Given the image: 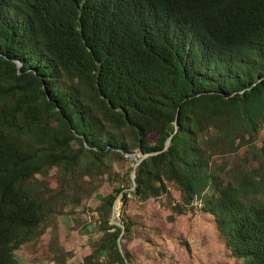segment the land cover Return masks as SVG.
Masks as SVG:
<instances>
[{
    "label": "trees",
    "instance_id": "obj_1",
    "mask_svg": "<svg viewBox=\"0 0 264 264\" xmlns=\"http://www.w3.org/2000/svg\"><path fill=\"white\" fill-rule=\"evenodd\" d=\"M263 125L264 0H0V264L114 157L147 152L134 188L127 173L101 196L83 264H134L130 195L200 199L229 255L264 264Z\"/></svg>",
    "mask_w": 264,
    "mask_h": 264
},
{
    "label": "rangeland",
    "instance_id": "obj_2",
    "mask_svg": "<svg viewBox=\"0 0 264 264\" xmlns=\"http://www.w3.org/2000/svg\"><path fill=\"white\" fill-rule=\"evenodd\" d=\"M259 140L264 142V125ZM135 155L140 154L114 157L111 173L96 175L92 190L77 194V205L72 206L70 201L63 204L35 243L15 250L17 264H55L50 259L54 253L50 252V244L56 254L65 258L63 264H83L84 255L92 250L93 242L101 234L97 229L96 206L102 195L121 184L127 173L131 174ZM170 192L173 200L178 201L179 192L173 186ZM121 203L118 195L113 217L117 223L122 221ZM193 203V209L172 213L163 197L141 201L130 195L124 212L133 224L118 240L121 248L123 244L130 251L134 264H239L217 236L213 217L201 209V200L195 199Z\"/></svg>",
    "mask_w": 264,
    "mask_h": 264
},
{
    "label": "water",
    "instance_id": "obj_3",
    "mask_svg": "<svg viewBox=\"0 0 264 264\" xmlns=\"http://www.w3.org/2000/svg\"><path fill=\"white\" fill-rule=\"evenodd\" d=\"M176 126H177V125H176V123H175V128H176ZM170 137H171V135H169L168 138L166 139L163 149L167 148V146L169 145V143H170ZM151 153H154V152H147V153H144V154L141 155V156H136V155H135V157H134L135 162H134V165H133V167H132V172H131V174H130V178H131V181H132V186H131L130 188H134V186H135V166L140 162V160H141L143 157H145L146 155L151 154ZM116 198H117V197H116ZM116 198H115V200H114V202H113V204H112V211H111V218H110L111 221H110V222H112V223H114V224H119V225L122 226L121 223H117V222L114 221V219H113V217H114V213H115V212H114V203H115V201H116ZM122 227H123V226H122ZM117 240H119V238H118ZM118 247H119V250L123 253L119 241H118Z\"/></svg>",
    "mask_w": 264,
    "mask_h": 264
}]
</instances>
